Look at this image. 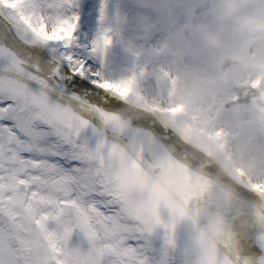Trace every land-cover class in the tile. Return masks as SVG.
I'll use <instances>...</instances> for the list:
<instances>
[{
    "label": "snow or ice",
    "instance_id": "6c2138e0",
    "mask_svg": "<svg viewBox=\"0 0 264 264\" xmlns=\"http://www.w3.org/2000/svg\"><path fill=\"white\" fill-rule=\"evenodd\" d=\"M110 14V0H101L89 35L81 0H0V264H154L141 252L144 242L162 229L173 245L177 222L167 212L188 215L195 190L211 184L189 171L193 190L178 202L159 198L161 186L147 223L128 205V170L146 171L154 158L144 129L124 115L141 93L136 72L112 74ZM166 110L178 115L185 106ZM251 119L264 142V110ZM148 124L176 132L156 118ZM203 135L227 155L231 129L221 124ZM89 164L94 183L84 175ZM162 166L190 170L175 153ZM236 170L245 188L264 196V173ZM122 214L138 221L124 241L109 235ZM224 244L227 251L209 264H264V213L250 236L259 252L246 254L228 236Z\"/></svg>",
    "mask_w": 264,
    "mask_h": 264
},
{
    "label": "flooded vegetation",
    "instance_id": "af4514ba",
    "mask_svg": "<svg viewBox=\"0 0 264 264\" xmlns=\"http://www.w3.org/2000/svg\"><path fill=\"white\" fill-rule=\"evenodd\" d=\"M212 1L218 11L231 9L232 14H237L235 25L238 32L234 38H226V41L221 38L217 42L211 29L212 25L214 29H219V23L208 24L210 31L206 33L203 43V75L205 88L212 86L218 93L216 102L211 107H205V113L209 116L214 114V109L223 108L224 101L236 93L239 84L255 85L261 73H264V0H242L239 4L232 0ZM100 5L101 0H93L91 21L94 31L98 26ZM110 8L111 14L105 23L114 29L116 37L123 35L127 41H137V38L141 42L148 41L145 44L148 53L130 47V51H136L139 58L135 56L127 61V77L136 72L141 101L166 111L170 106L171 93L177 92L180 87V81L174 78L177 75L179 78L185 77L186 85L183 89L187 90L196 76L194 40L187 42L184 39L187 48L183 57L176 51L179 48L178 42L170 43L165 54L157 51L169 30L175 31L177 37L167 41H180L179 24L186 15V8L181 6L180 0H110ZM121 21L125 23V30L118 27ZM228 41L238 42L228 44ZM228 54L241 59L245 66L238 76L231 75L228 82H223L219 71L220 59Z\"/></svg>",
    "mask_w": 264,
    "mask_h": 264
},
{
    "label": "rangeland",
    "instance_id": "374dc122",
    "mask_svg": "<svg viewBox=\"0 0 264 264\" xmlns=\"http://www.w3.org/2000/svg\"><path fill=\"white\" fill-rule=\"evenodd\" d=\"M90 23L87 24V26ZM91 35L89 30H85ZM139 43V41H136ZM133 41H115L111 50L114 51L119 63L116 67H111L112 74L118 78H125L124 74V61L126 57V47L131 46ZM141 44V43H140ZM173 101H180L178 94H172ZM193 106L194 104L191 103ZM231 129L232 135L229 137L230 142L234 143V147L227 148L226 158L229 159L226 167L235 176L241 179L237 168H246L250 175L255 176L264 173V159L260 158V154L264 153V142H261L258 136V125H251L248 128L225 125ZM212 124L203 123L202 125H180V131L188 138L193 140L195 144L205 148L213 154L218 155V151L211 148L205 140L204 130L211 129ZM220 155V154H219ZM240 161L241 163H237ZM118 164V160L114 161ZM89 164L84 172L85 177L88 179L93 178L94 171L90 170ZM127 203L134 209L142 218L144 222H150L153 218L155 211V193L161 190V186L146 173L138 169H129L127 172ZM161 199H171L169 194L162 188L160 191ZM173 200V199H172ZM174 201V200H173ZM167 215L175 219L177 222V229L175 235V243L171 246L165 242V236L162 229H156L150 235L147 244L141 252L143 255L152 261L154 264H204L207 262V257L204 259L206 249L209 247L210 239L206 236L197 234L195 228V221L191 219L190 215L179 216L173 211H168ZM138 221L134 217H127L121 215L112 224L111 228L119 226L123 233L127 234V239L134 234ZM251 220L242 219V224H237V219H234L231 225L229 238L241 251L246 254H253L259 252L258 248H250V236L252 233ZM125 223V225H123ZM199 231V230H198ZM126 239V240H127ZM142 246V247H143ZM169 248L171 249L169 251ZM211 249V248H210ZM213 253V252H212ZM202 259H198L197 257ZM194 258V262L192 261Z\"/></svg>",
    "mask_w": 264,
    "mask_h": 264
},
{
    "label": "water",
    "instance_id": "95a60500",
    "mask_svg": "<svg viewBox=\"0 0 264 264\" xmlns=\"http://www.w3.org/2000/svg\"><path fill=\"white\" fill-rule=\"evenodd\" d=\"M124 115L130 122L138 124L144 129L145 145L154 158L148 168L180 200L186 193L193 190L188 179L189 171L192 176H207L211 179V184L207 189L195 190L189 209L207 229L217 234L221 239H223L225 219L223 210L227 206L225 190L251 201L264 213V201L233 180L215 164L209 155L185 141L177 132L165 131L158 126L151 127L148 122L153 118L159 119L153 112L129 104L124 109ZM128 146L129 148L134 147L131 142ZM169 153H175L177 157L190 166V170L162 166L164 158ZM251 213L247 206H243L237 210L234 219H237V224H242V219L254 221L252 218L255 215ZM230 241L237 248L231 239Z\"/></svg>",
    "mask_w": 264,
    "mask_h": 264
},
{
    "label": "clouds",
    "instance_id": "9594fccd",
    "mask_svg": "<svg viewBox=\"0 0 264 264\" xmlns=\"http://www.w3.org/2000/svg\"><path fill=\"white\" fill-rule=\"evenodd\" d=\"M233 3L239 4L242 2V0H232ZM218 99V93L216 92L215 88L212 86H208L204 88L200 95L194 96L192 98L191 103L194 104L197 107H211L212 104L216 102ZM229 147H234V143L228 141L227 142ZM237 163H241L240 161H237ZM95 165L90 166V170L94 171ZM89 183H94L93 178L89 179ZM109 235L120 240L124 241L127 239V234L123 233L121 228L119 226L111 228L109 231Z\"/></svg>",
    "mask_w": 264,
    "mask_h": 264
},
{
    "label": "bare ground",
    "instance_id": "6f19581e",
    "mask_svg": "<svg viewBox=\"0 0 264 264\" xmlns=\"http://www.w3.org/2000/svg\"><path fill=\"white\" fill-rule=\"evenodd\" d=\"M259 221V220H258Z\"/></svg>",
    "mask_w": 264,
    "mask_h": 264
}]
</instances>
